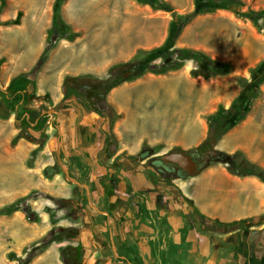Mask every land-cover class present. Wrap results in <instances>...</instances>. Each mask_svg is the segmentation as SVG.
Returning <instances> with one entry per match:
<instances>
[{"label": "rangeland", "instance_id": "obj_1", "mask_svg": "<svg viewBox=\"0 0 264 264\" xmlns=\"http://www.w3.org/2000/svg\"><path fill=\"white\" fill-rule=\"evenodd\" d=\"M54 1L5 0V6L0 13V58H4V63L0 66V91L6 97H11L16 92L25 95L24 108L37 110L42 107L41 113L49 111L45 114L46 122L36 133L44 135L46 139L40 146L35 145L38 153L30 167L26 165L30 153L25 161L18 160L17 145L10 146L12 139L9 141V137L6 138L3 148L0 147V154L3 152V160L5 159V165L2 163L1 167L13 173L6 179H0V208L13 204L16 209L9 215L0 216V264H22L29 256L32 258L28 264H51L45 257L48 255L56 258L58 264H128L116 259L118 245H121L123 250L122 245H126L128 250H134L141 264H156L147 262L146 250L157 242L170 243L173 236H168L167 232L174 229L178 222L163 216L161 209L187 207L181 191L191 190V183L194 179H201L206 168L195 176L185 178L162 173L151 162V156L154 154L161 156V145L153 149L152 155L147 159H139L137 155L131 157L133 159L127 158L131 171L124 174L119 166H115L114 182L116 186L122 185L124 179L128 184L126 189L131 188L136 192V205L141 211V226L119 224L111 215L115 226L113 228L111 220L108 224L105 217L96 214L88 205L84 188L67 181L62 171L67 169L70 177L80 185H86L88 191L91 186L95 192L97 177L94 176L97 172L99 175L106 173L102 176L105 179L100 184L105 188L111 187V178L108 177L111 165H101L99 170H96L98 167L94 165L74 160L71 151L64 149L65 127L60 111L70 108L80 113L91 112L85 102H90L92 85L108 78L111 83L124 79L122 82H127L126 84L137 79H126L130 75L125 78L122 75L130 74L132 58L137 51H147L163 43L172 14L152 11L132 0H63L60 7L61 21L71 33L76 34L75 38L69 40L56 33L47 37L51 28ZM240 1L243 5L241 12L264 9V0ZM167 2L172 7V12L179 15L190 13L194 6V0ZM18 12L21 13L19 24H6L13 21ZM261 23L259 22L260 25ZM48 47L44 62L37 68L40 55ZM174 48L193 49L211 59L229 63L230 73L216 77L228 81V88L235 86L238 90L236 98L241 91L237 79L243 78L251 83L250 70L264 60V29L258 31L249 20L238 18L230 11L217 10L211 14L198 15L189 21L179 33ZM161 62L156 60L152 65L159 66ZM194 68L193 61H184L179 70L190 72ZM66 74L81 77L77 89L84 97H74L66 103H61V84ZM133 75L135 73H131V76ZM219 81L221 80L210 82L207 79L204 80L206 84L202 82L205 90L210 89L204 93V97H212L213 91L219 93L224 90V85ZM255 81L257 84L253 93L256 96L252 100L251 110L254 107L264 111V81L259 82V78ZM161 84L149 85L151 90L158 88L159 97H141L134 94L135 92L132 97H111L112 102H118L120 109L112 104L111 112H104L101 108V113H104L101 120L104 124L102 123L100 128L112 130L121 115L122 125L131 129L133 138L149 133L148 129H158L159 132L155 133L162 134L165 140L170 139L164 147H168L170 142L193 144L198 135L197 127L192 124L195 103L192 100L188 104L187 100L199 97L201 90H194L183 80ZM168 89H173L175 95H169ZM93 101L96 103L97 99L94 98ZM93 103L91 105H94ZM231 103L227 106L217 101L212 102L213 105H222L224 109H228ZM216 109L202 116L206 126L205 117L213 114ZM52 110L58 115L53 114ZM0 113L6 116L4 121L14 124L15 113L1 97ZM114 113L120 115L110 127V116L107 117V114L112 116ZM177 122L180 123L179 130L171 133L169 128L174 127L173 124ZM8 132L9 129L6 128L4 137L8 136ZM114 145V142H111V148ZM180 145L170 150L184 149ZM37 163H49V167H54L55 174L45 178L39 172H33ZM186 184L187 189L184 186ZM204 187L205 182H202V195L199 200L201 206H204L205 202H219L220 193L216 189L205 190ZM118 192L127 194L123 189ZM97 200L95 195L92 196L89 192V203L103 211L105 205L98 207ZM81 204L84 206L82 208L89 209L88 213H94L92 217L80 213ZM208 210L212 212L213 206L208 205ZM23 211H27L35 222H28ZM190 216L193 217L190 223L192 226L190 225V229L183 226L186 230H183L182 237L194 235L195 241L199 242L202 239L199 234H209L210 241H222L220 243L224 255L228 252L229 255L234 254L233 261L229 260V264H264V214L245 220L246 223L242 227L236 225L222 228L214 225L211 229L208 228V220L194 216L191 211ZM179 221L182 222V219ZM235 242V246L228 245ZM225 243L228 245L227 251ZM144 249L145 252L142 251ZM75 251H78L77 260L73 259ZM151 252L152 249L150 254ZM133 255L130 254L129 263H132ZM213 264H225V260Z\"/></svg>", "mask_w": 264, "mask_h": 264}, {"label": "crops", "instance_id": "obj_2", "mask_svg": "<svg viewBox=\"0 0 264 264\" xmlns=\"http://www.w3.org/2000/svg\"><path fill=\"white\" fill-rule=\"evenodd\" d=\"M217 78L219 77L211 78L209 81L214 82L216 80H221L219 82H222L224 85V90L219 93L212 90L214 92L212 97H204V93L208 92L210 89L205 90V82L203 79L190 77L189 70H177L163 75L146 73L144 76L137 78L132 82H128L129 84H126L127 82H122L112 88L105 98L106 103L110 107L112 104L115 108H119L117 104L118 102H112L111 97H129V95L132 97L133 92H135L134 94H139L141 97H159L160 92L158 91V88L153 90L149 88L151 83H156L160 86L162 85L161 83L168 81H185L186 84L194 90L199 89L202 92L199 97L187 100L188 104H190L192 100L195 103L192 124L197 127L198 135L195 137V142L193 144L170 142L168 147H164L170 139L168 138L165 140L162 134L158 135V129H148L149 133L142 134L139 138H133L131 129L122 125L123 120L120 113H118L120 117L113 125L112 130L111 128L108 130L106 127H103L102 129L100 128L103 121L97 114L93 112L80 113L70 108H64L60 111L61 120L65 127L63 134L66 139V147H64V149L71 151V155L74 156L75 161H79L82 164L85 163L86 165H94L98 167L96 170H99V166L101 165L107 166L113 163L115 166H119L126 174L131 171V165L127 158L138 155L143 144H146L150 148L161 145V155L167 153L166 151H171L170 149L174 146L180 145V143L184 144L182 146L180 145L184 148L181 150L184 151L196 147L203 141L207 134V126L202 119V116L215 110L219 105H213L212 102L214 103L217 101V103H223V105L228 106L238 92L233 85L228 88V81L221 79V77L220 79ZM198 80H200L199 83ZM131 88L132 90H130ZM168 90L169 95H175L173 89ZM0 115L2 114L0 113ZM55 115H58V113ZM13 125L11 121H4V119L0 118L1 148H3L6 138L9 137L8 139L10 141L17 135L18 130H16ZM173 126L174 127L171 126V128H169L171 133L179 130L180 123H174ZM6 128L9 129V132L8 136L4 137V131ZM92 129H94V131H92ZM111 142H114V148H111ZM16 145L18 160L21 161H25L28 154L37 148L35 144L29 143L24 139L18 140ZM215 149L226 153L241 150L251 161L264 167V111H259V109L253 107L251 112L246 115L241 123L229 130L217 142ZM40 154H42V152ZM119 156L123 158H119ZM154 156L159 155L154 154L151 157ZM3 158L4 154L2 152L0 154V179H6L8 175H13L11 170H3L1 167L2 163L3 166L5 165V159L3 160ZM11 161L12 160H10V162ZM46 167H49V163H44L42 165H38L37 163L33 172L37 171L43 176L42 171ZM108 174V177L111 178V171L108 172ZM105 175L106 173H101L100 175L98 172L96 173L94 176L97 177L95 178L97 179V182L95 180V192L92 191L91 186L89 192H91L92 196L94 194L96 199H98V207L100 205H105V209L101 212L107 214V223L110 224L109 222L112 214L119 224H128L133 227L141 226V211L136 205V192L131 188L126 189L127 186L125 187L123 185L124 183L122 185L119 184L118 186L113 184L112 186L114 188L112 189L109 186L105 188L103 184H100L105 179L103 178ZM202 182H205V190L216 189V191L220 193L219 202H205L206 206H201L199 200L202 195L200 190V184ZM191 184L193 188L191 190H182L181 195L191 201L196 210L208 220L209 229L213 228L215 225L214 221L219 223H231L240 220H248L264 214V184L255 178L246 177L239 179L230 176L225 172L221 165L215 164L207 167L204 170L203 175H201V179H194ZM184 186L187 189V184ZM121 189H123L125 193L127 192V194L119 193L118 190ZM208 205L213 206L212 212L208 210ZM88 210L82 208L81 205L80 213L87 215V217L90 218L94 213H91V211L88 213ZM161 211L163 216L167 219L178 221L176 223L177 226H174V229L167 232L168 236H173L170 243L166 244L157 242V244L150 245L149 250H146L147 262H156V264H213L225 260V264H229V260L233 261L232 256L234 254L229 255L228 252L224 255L221 250L220 242L222 241H218V239L210 241V238H208L210 237L209 234H199V237L202 236V239L199 242L195 241L196 238L194 235L192 237H190V235H186V238L182 237V235H184L183 230L185 229L183 226H186L188 229L192 226L190 223L193 217L190 216V210L187 207L163 208ZM96 214L99 215L100 213L96 211ZM180 219H182V222L179 221ZM94 220L96 219L94 218ZM145 221L150 224L149 221ZM141 228L143 229V227ZM162 230L164 231L163 228ZM229 244L231 246L237 245L236 242L228 243V245ZM228 245L225 243L226 251L228 250ZM140 246H142V244H140ZM151 249L152 252L150 254ZM142 251L145 252V249ZM45 257H47L49 263L58 264L56 258L49 255Z\"/></svg>", "mask_w": 264, "mask_h": 264}, {"label": "trees", "instance_id": "obj_3", "mask_svg": "<svg viewBox=\"0 0 264 264\" xmlns=\"http://www.w3.org/2000/svg\"><path fill=\"white\" fill-rule=\"evenodd\" d=\"M135 3L149 7L152 11L169 12L172 14L170 21L167 25L166 37L163 43L153 49L147 51H137L132 58L133 66L131 67L130 77L126 78H139L146 73L154 75H162L169 71H176L183 67L184 61H193L195 68L189 72L190 77H201L204 80L216 77L227 76L231 71V65L226 62H220L211 59L206 54L188 48L175 49V41L184 28V26L198 15L211 14L217 10L230 11L238 18L249 20L256 30L264 29V9L259 11L247 10L241 12L240 8L243 6L240 0H194L193 10L190 13L179 15L172 12V7L167 0H132ZM63 0H55L52 5L51 15V28L48 31V36L56 33L60 36L67 37L71 40L76 37L75 33H71L67 26H65L60 17V7ZM5 6V0H0V13ZM21 17V13L18 12L13 21H9L6 24L18 25ZM259 22H262L261 25ZM49 47L46 48L38 59L36 67L38 68L45 60L46 52ZM156 60H161V65H152ZM4 63V58H0V66ZM131 73L135 75L131 76ZM250 78L252 82H248L246 79L238 78L237 83L241 87L239 95L232 101L228 109H224L222 105H218L216 111L205 117L207 123V134L203 141L189 150L187 154L191 155L198 161V165L201 170L215 164H219L223 167L225 172L233 177L242 179L246 177L255 178L256 180L264 184V167L251 161L241 150H235L232 153H226L215 149L217 142L233 127L241 123L246 115L251 110L252 100L256 94L253 93L254 87L256 88L257 82L255 79L259 78V82L264 81V60L250 70ZM81 77H73L65 75L61 84L62 98L61 103H66L74 97H84L83 94L77 89L78 83ZM124 80V79H123ZM122 79H118L111 83L110 78L103 81H99L92 85L90 90V102L86 101V105L89 110L97 114L100 118H104L101 113V108L104 112H111V107L106 103L105 95L109 90L119 85ZM0 97L3 98L5 104L9 109L15 113L14 126L18 129L17 135L11 140L10 146L14 147L18 139H24L29 143L40 146L46 139L42 134L36 135L41 127L46 122L47 115H41V108L37 110H31L24 108L26 103L25 95L16 92L11 97H6L4 93L0 91ZM97 99L96 103H93V99ZM93 103L94 105H91ZM96 106V107H95ZM110 127L115 120L119 117V114L109 115ZM0 118L6 119V116L0 115ZM104 124V123H103ZM149 148L146 144H143L140 153L137 155L139 159L148 158L152 155V150L157 149ZM38 153V149H34L29 154L30 158L26 160V165L30 167L33 163V158ZM133 159V158H130ZM42 174L45 178H49L55 174L54 167H46ZM182 174V173H181ZM184 174V173H183ZM186 175V174H185ZM183 201L190 209L194 216L207 220L201 215L192 202L183 197ZM16 211L13 204L0 208V216L9 215ZM25 219L28 222H35V219L30 217L27 211L22 212ZM245 220L235 221L231 223H219L214 221L215 226L228 228L231 226H244ZM77 236V235H75ZM133 254V250L131 251ZM32 256H29L27 260L22 264H28ZM122 263H125L121 261ZM133 264H141L138 256L135 255Z\"/></svg>", "mask_w": 264, "mask_h": 264}, {"label": "water", "instance_id": "obj_4", "mask_svg": "<svg viewBox=\"0 0 264 264\" xmlns=\"http://www.w3.org/2000/svg\"><path fill=\"white\" fill-rule=\"evenodd\" d=\"M128 73H125L122 75L123 78L127 77ZM49 111H43L41 115L47 114ZM53 114H56V111H51ZM160 161L163 163H172L176 165L182 172H184L187 176H195L201 171V167L192 159L190 155L187 154L186 151L184 150H171L163 155L160 156ZM63 174L64 177L67 181L70 183L76 185V186H81L84 188L85 193L87 195V200L89 202V191L88 187L86 185H80L78 181L73 179L72 177L69 176L67 169H63ZM89 206L97 211L100 214L106 215L105 212L98 211L94 206H92L89 203ZM117 257V256H116ZM121 259H124L121 257ZM128 264H133V263H128Z\"/></svg>", "mask_w": 264, "mask_h": 264}, {"label": "flooded vegetation", "instance_id": "obj_5", "mask_svg": "<svg viewBox=\"0 0 264 264\" xmlns=\"http://www.w3.org/2000/svg\"><path fill=\"white\" fill-rule=\"evenodd\" d=\"M90 99H92L90 97ZM191 156V155H190ZM154 158V159H152ZM151 158V162H152V165L157 168L159 171H161L162 173H166V174H173L175 177L177 178H185L187 177V175H185L184 172H182L176 165L172 164V163H163L162 161H160V156L158 157H152ZM144 159H147V158H144ZM192 159L198 164V161L196 159H194V157H192ZM115 165L113 163H111V189L114 188L112 185L115 184L114 182V179H115ZM164 171V172H163ZM125 174V172H123ZM182 173V174H181ZM184 173V174H183ZM124 178V177H123ZM124 183V184H123ZM122 184L126 187L128 186L127 183L124 182V179H123V182ZM117 188V187H116ZM87 200V199H86ZM88 202V200H87ZM82 205V204H81ZM88 205H89V202H88ZM83 206V205H82ZM84 207V206H83ZM96 208V207H95ZM97 209V208H96ZM98 210V209H97ZM112 215V214H111ZM103 217H105V220H107V214L106 215H102ZM113 216V215H112ZM114 218V216H113ZM115 219V218H114ZM113 219L111 218V226H113V228L115 227L113 224H114V220L112 221ZM116 221V220H115ZM105 223V222H104ZM124 246V250L122 249L121 245H118V247L116 248V254L115 256H117V260L118 261H123L125 263H129L128 259L130 258V254H132V249L131 250H128L126 249V245H122ZM78 250V249H77ZM79 251V250H78ZM78 251H75V253L73 254V259L74 260H77V254H78ZM134 252V250H133ZM135 254L133 255V258H134ZM121 257H123L124 259H121Z\"/></svg>", "mask_w": 264, "mask_h": 264}, {"label": "bare ground", "instance_id": "obj_6", "mask_svg": "<svg viewBox=\"0 0 264 264\" xmlns=\"http://www.w3.org/2000/svg\"><path fill=\"white\" fill-rule=\"evenodd\" d=\"M34 32H35V30H34ZM33 34V33H32ZM34 35V34H33ZM21 62V61H20ZM23 63V62H22Z\"/></svg>", "mask_w": 264, "mask_h": 264}]
</instances>
